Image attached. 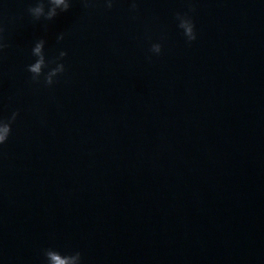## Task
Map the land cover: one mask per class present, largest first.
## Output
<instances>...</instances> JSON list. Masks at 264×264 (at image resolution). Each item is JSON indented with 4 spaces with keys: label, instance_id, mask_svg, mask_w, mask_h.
I'll list each match as a JSON object with an SVG mask.
<instances>
[{
    "label": "water",
    "instance_id": "water-1",
    "mask_svg": "<svg viewBox=\"0 0 264 264\" xmlns=\"http://www.w3.org/2000/svg\"><path fill=\"white\" fill-rule=\"evenodd\" d=\"M32 2L0 0V264H264V0Z\"/></svg>",
    "mask_w": 264,
    "mask_h": 264
},
{
    "label": "clouds",
    "instance_id": "clouds-1",
    "mask_svg": "<svg viewBox=\"0 0 264 264\" xmlns=\"http://www.w3.org/2000/svg\"><path fill=\"white\" fill-rule=\"evenodd\" d=\"M71 0H47V4L42 0H33L32 3L27 5L28 14L34 19H51L55 17L59 12L66 11L70 6ZM105 7H111L110 2L105 3ZM178 27L182 29L183 35L188 41L195 39L194 26L191 19L187 17H179ZM64 34L62 32L57 33L56 39L62 40ZM45 39L39 37L32 42L30 49L33 60L31 63L25 65L26 71L31 74V79L34 81H40L44 85L53 84L58 76L65 72V64L63 58L66 53L61 48L54 58L45 59L44 54ZM160 45L153 43L151 45V51L159 53ZM16 117V112L12 111L6 118L0 117V145H3L8 139L11 132V124ZM44 259V264H81V253L77 251L61 252L54 247H47L41 250Z\"/></svg>",
    "mask_w": 264,
    "mask_h": 264
}]
</instances>
